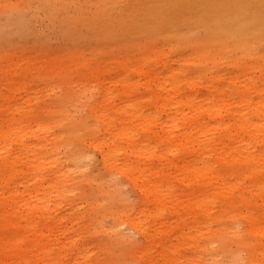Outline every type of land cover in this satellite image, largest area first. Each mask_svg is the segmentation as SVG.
<instances>
[{
	"label": "bare ground",
	"instance_id": "obj_1",
	"mask_svg": "<svg viewBox=\"0 0 264 264\" xmlns=\"http://www.w3.org/2000/svg\"><path fill=\"white\" fill-rule=\"evenodd\" d=\"M102 1L101 9L94 4V12L100 9L109 15L128 2ZM148 1L144 5L159 2ZM167 2L170 12L160 11L158 17L175 28L172 35H180L177 28L184 25L185 34L199 29L203 36L193 32L203 40L189 44L191 52L179 57L178 66L171 57L180 47H172L169 41L138 43L143 46L122 56L110 55L96 66L84 53L71 57L66 65L53 61L48 73L60 82L76 77L80 86L68 88L66 103L58 107L46 105L48 93L33 101H18L17 96L34 89V81L46 78L40 75L44 64L9 57L1 67L0 264H104L98 252L108 243L87 237L95 229L86 232L83 222L89 228L97 216H105L111 208L100 211L102 198L109 199L123 188L113 181L117 192L98 185L102 192L80 193L77 198L90 204L80 210L68 185L75 187L69 181H75L76 162L89 159L87 148L100 153L110 176L120 174L140 195L132 201L134 206L131 201L125 204L128 210H123L124 205L115 210L110 231L106 228L112 237L107 233L109 241L125 239L122 226L143 238L130 252L135 264H199L201 252H214V243L231 239L239 250L228 255L227 264H264V0ZM106 3L120 7L111 12L113 7ZM104 5L109 13L103 11ZM128 9L129 16H138ZM185 10L192 17L184 21ZM166 29L160 33L172 37V29ZM156 36L153 39L158 41ZM87 97L91 99L88 114L95 124L88 127L84 119L83 123L77 120L87 124V134L78 123L56 131L62 119L54 114H73L69 106L87 102ZM79 131L86 135L80 136ZM69 144H75V153ZM64 145L73 154L67 160L75 166L58 155ZM107 192L111 196L102 197ZM96 194H103L100 202ZM91 197L96 203L88 201ZM63 204L70 207L68 216L59 215ZM189 252H196L195 256ZM206 264H215V257Z\"/></svg>",
	"mask_w": 264,
	"mask_h": 264
},
{
	"label": "rangeland",
	"instance_id": "obj_2",
	"mask_svg": "<svg viewBox=\"0 0 264 264\" xmlns=\"http://www.w3.org/2000/svg\"><path fill=\"white\" fill-rule=\"evenodd\" d=\"M95 1H96V3H95ZM143 1L142 0H128V2L125 1V2H123L125 5L124 4H123L124 6L121 5L122 9L119 8L121 10H119L117 8L119 10V12L117 10L118 13L115 12L116 9L114 8V6L117 7L118 5H120V4H118V3H120V1L117 2L118 5H114V6L108 5V3H106V6L108 5L107 7H109V6L111 8L113 7L112 10L110 8H108V10L110 9L111 12H113V10L115 9L114 12L116 14H110L109 15V14H106L104 12L102 13V11L101 12L99 11L101 9L100 6L104 3V1H102V3H101V0L99 2H98V0H0V69L2 66L5 65V62L9 57H20V59L24 58L23 59L24 62L26 61L28 63H32V62L36 61V63H38V64H40V63L42 65L44 64V66L40 67V75H47L46 78L43 79L42 81L36 80L32 83V87L34 88L32 91H30L28 93H24L21 96H17L18 101L19 102H24L27 100L33 101L37 96L41 95L42 93H44V94L48 93V95H45V97H47V100H45L47 106H49V104L52 103L50 106L53 105V107H58L61 104H63L64 102L66 103V100H67L66 90H68V88L69 89L80 88V86H78V83H77V78L71 77V78H67L65 81L60 82L59 77H56V76L48 73V69L54 63L53 61H55L61 65L68 64L71 57L75 56L76 54L84 53L86 57H89L91 59L90 65L96 66L100 63V61H102V59L109 58L108 56H110V55L116 56V54H118L119 56H122L125 53H128L127 50H130L133 48L134 49L135 48H141L143 45L138 46L137 45L138 43H140V44L146 43V44H150V45H162V44H158V42L159 41H161V42L162 41L163 42L169 41V43L172 47H174V48L180 47V49L177 52L174 51L172 53L173 57H171L172 63L174 64V66H178L179 63L177 60L179 59V57L182 58V57L188 56V53L191 52L188 49V48H190L189 44L192 43V45H193L194 43L196 44V43L203 40V38L200 39V37L198 38L199 40L196 38V35H198L196 33H199L200 34L199 36L203 37L201 35L202 31L198 29L200 31L199 32L197 29H194L195 31L192 30V32H190V33L188 32V34L186 32V34H185L184 31L187 29H184L185 27L183 25L182 27L177 28V30L182 32L180 35H176V36L172 35L171 32L175 28L172 29V27L168 26L169 23H166L165 20L161 21L160 17H158V12H160V11H164L165 14L170 12L171 8H170L167 0H161V2L159 0L160 3L157 1L154 2L155 0L152 1V3L154 2L153 4L156 3L155 6H153V4L149 5V6L146 4L144 5L145 0H143ZM149 1L147 3H149ZM98 3L101 5H99ZM131 3H132V8L129 7V5H131ZM94 4H96L95 8L100 7V9L97 10L96 12H94V10H95ZM145 6H148V9H145V10H148L147 11L148 13L150 12L149 17H147L148 16L147 12L145 14V11H144ZM152 6L154 8H152ZM118 7H120V6H118ZM149 7H150V9H152V11L149 10ZM103 8H104L103 11L108 12L107 9L105 8V5ZM128 8L132 9L130 11L131 12L133 11V13L135 12V14H138V16L144 15V18H146V17H147V19L149 18V21H147V19H146V21L144 22L143 17L140 18L141 19L140 21H137L136 19L134 21L133 19L135 17L138 20H139V18L137 15L135 17L129 16L130 14H129ZM126 11H128L127 14H126ZM83 13L86 15V17H87L86 19L85 18L82 19V16L85 17V15ZM189 16H190V18L192 17L188 10H185L182 14L184 21L190 19ZM131 17H132V19H130ZM125 20H127V21H125ZM156 21L158 23H156ZM129 22H130V24H129ZM131 22H134V23L131 24ZM147 22H149V23L147 24ZM153 22H154V24H153ZM135 27L139 28V30H137V28H135ZM156 28L157 29L165 28L164 31L160 30V31H162L161 33L168 32V31H166L167 30L166 28H168L169 30L172 29L171 31H169L172 37H170V35L161 34L160 31L155 30ZM181 28H183V31ZM138 31H139V33H138ZM193 32H196V33H193ZM139 35L141 37H139ZM150 35H153V36H151V38H150ZM155 35H157L156 38H158V41L154 40ZM145 37H147V38H145ZM136 38H137V40H136ZM181 38L183 40H185V42L183 41L185 44L182 41L181 42L179 41V40H182ZM195 38H196V40H194ZM149 40H151V41H149ZM176 40H177V42H176ZM172 41H175V42H172ZM195 41H197V42H195ZM179 42H180L179 46L175 45V43L178 44ZM135 46H137V47H135ZM183 49H185V50H183ZM185 68H187V67H185ZM190 68H192V67H188L187 69H190ZM79 72L81 73V71H79ZM49 75H52L53 77H51ZM0 77H1V72H0ZM69 83H71V85ZM88 98L89 97H87L86 99H88ZM83 99H85V98H83ZM1 100H2V97L0 96V102H1ZM90 100L88 99L87 102H86V100H82L85 103H87V105L85 103H83L85 106L82 105V101L76 103V106L74 108H71L72 106H69L68 110L70 112H73V114L68 112V114H69L68 116H64L61 113L54 114L58 117V119H62L61 120L62 127L56 129V131L60 132L62 130H66L68 128H71L72 125H75L76 123L79 124L78 121L81 119L82 120L84 119L86 121V123H88L90 125V126L88 125V127H92L93 126L92 123L94 122V120L92 121V119H91L92 116L88 114V113H90L88 110L89 109L88 104L91 103ZM80 103H81V106H83V107H80V105H79ZM42 104H44V103H42ZM84 120L82 121V123L84 122ZM82 123L79 125H81L82 127L84 126V130L86 131V134H87V128H86L87 126L85 127V125H87V124L82 125ZM94 124H95V122H94ZM76 129H79V128H76ZM80 130H83V128L80 127ZM77 132H78V130H77ZM79 132H80L79 135L82 136V133L84 131H82V132L79 131ZM84 134H85V132H84ZM71 145L72 144H69L70 147H71ZM74 145L75 144H73L72 145L73 147H71L74 149V150L71 149L73 153L76 152V150H75L76 148ZM66 148L67 147H65V145H64V147L63 148L61 147V149H60L61 152L59 151V153H58V155L62 158V160H67V158H71L73 156L71 150H70V153H71L70 155H72V156L69 155V149L67 148V150H66ZM84 149L86 151L88 149V151H87L88 155L89 154L91 155V156L90 155L88 156V158L90 160L87 159V160H89V161H87L85 159L82 161H77L76 162L77 165L75 164V162H73L78 167L77 168L78 171L76 173L77 175H74L72 177V178H75L74 179L75 181L70 179L71 181H69V182L75 183V185L74 184H72V185L75 186L76 188L73 187V188H75V189H73L70 186V183L68 185V189H70V191H74L76 198L81 197L82 196L81 194L84 195V193L88 194V193H92V192L97 191L98 185L102 186L101 188L102 189L104 188V191H105V188H107V187H108L107 190L110 191L112 185H115V182H116L117 183L116 185H118L117 187L120 186L119 187L120 189L123 188L122 191H120V190L119 191L122 194L125 193L124 195L126 196V198L129 199L128 200V199L124 198L123 197L124 195L120 196L119 191L115 195L113 193L112 196L110 195L109 192H107L106 195H104V196H102V195L105 193L101 194V196L105 197V198L111 196V198H109V199L108 198L107 199L102 198V201L100 199L101 196L98 195L99 193L96 194V201L97 202L101 201L103 204L102 206H104L100 211H103V210L105 211V210H107L105 207H108V209L110 207L111 212L107 211L108 214L110 212V215H106L107 212L105 211V214H104L105 216H102V217H100L101 215L99 213H98V215H100V216L96 215L97 218L98 217H99V219L101 218L100 221L102 222V223L100 222V224L97 226L96 222H98L99 219H98V221H97V219H95L96 222L94 221L95 224L94 223L93 224H94V226H97L96 228H92V227H94L93 224H91L92 227L89 225V228H88L87 221L83 222V224H85L87 226L86 232H88V229L90 230V232L92 229H95L94 232H91L92 235L86 233L87 237L90 235V236L94 237L95 239H98L100 242H104V244L108 243V245L107 244L105 245L106 247H104V250L102 252H98L100 255L101 263H104V264H135L134 260H132L130 257V252H132L137 245H140L143 243V241H144L143 238L141 236L135 234L134 231L128 229L126 226H122L120 228V230L123 229L122 231L123 232L125 231L124 233H127V234L125 235L122 232H119V233H122V235H125L126 237L129 234L131 236L127 237L128 239L124 236L125 239H123L121 234L118 235L119 234L118 233L117 235L121 236L122 240L120 239L118 241V239L120 237H117L116 235H114L117 237V238H115L113 236L115 239H117V241H115V240L113 241L114 238L112 240L110 239V241H109V237L112 238L111 234L109 232L110 231L109 228H111V227H109V225L112 223L117 211H120L123 208H124L123 209L124 211L128 210L130 208L129 206L126 207L128 205V202H130V201L136 202L140 195L136 191H133L131 189L129 184L126 182L125 178L123 176H121L120 174H112L111 176L112 177L114 176V177L111 178L110 173H108V171L103 168L102 158H101V155L98 151H96L92 148H87V149L83 148V150ZM85 150H84V152L87 154V152ZM69 160H67V162ZM69 162H71V161H69ZM79 162H81L83 164H81V163L78 164ZM73 163L71 162L72 165H74ZM78 165H83V166L79 167ZM80 168H83L84 171L81 170ZM86 172H87V175H89V176H87L88 181L85 180V179H87L86 174H85ZM80 175H84L83 179H84V177H85V179L84 180L80 179V177L82 178V176H80ZM96 176H100V178H98ZM89 178L92 181L91 180L89 181ZM110 178H111V180H110ZM102 180H103V183L99 184L98 182H101ZM95 181H97V182H95ZM113 181H115V182H113ZM69 186L71 188H69ZM101 188L98 189V192H100ZM112 188L114 189L115 186H113ZM119 188H117V189H119ZM113 189L111 192H113V191L117 192L115 189L114 190ZM101 192H102V190H101ZM72 193H70L69 197L74 196V194L72 195ZM97 195L99 197H97ZM107 195H110V196H107ZM94 197L93 198L91 197L90 199L88 198V201L95 199ZM76 198L74 197V200H76ZM72 199L73 198H71V200ZM82 200L80 198V200L79 199L76 200L75 203L79 202L78 206L80 207V210L85 211V209L88 208L87 205H90V204L86 203L87 204L86 205L85 200L84 199H82ZM92 201H94V200H92ZM96 201H94V202L96 203ZM94 202H92V203L90 202V203L95 204ZM133 202L131 203L132 205L135 204ZM64 204L67 205V202L65 201ZM64 204H63L62 208L60 209V214H59L60 216L63 214H66V216H68V214H69L68 211H69L70 207H68ZM125 204H126V206H125ZM132 205H130V206H132ZM0 206H1V202H0ZM122 206H123V208H121ZM112 210L114 212H115V210H117L115 213L113 212V217H111L112 216L111 215ZM102 215H103V213H102ZM99 226H100V228H101V226H103L105 229L109 227L108 228L109 231L107 229H106L107 232L105 229H103L102 231L96 230ZM82 227H84V226H82ZM100 228H98V229H100ZM95 231H97V233ZM107 233H109L110 236H109V234L107 235ZM92 237H91V239H92ZM213 245H215L214 252H201L202 259L199 261V264H206V263H209L211 261L214 262V257H215V264H216V262H218L217 264H227L229 262L228 255H230L231 253H235V252H233L234 250H239V247L236 245V243L233 241V239H231V241H229V242L220 243L219 245H217V243L216 244L214 243ZM216 251H218V252H216ZM195 253L196 252H189V254L188 253L187 254L191 257H194ZM242 253L239 254V255H241L240 258L243 255L245 256V254H242ZM43 264H45V263H43Z\"/></svg>",
	"mask_w": 264,
	"mask_h": 264
}]
</instances>
